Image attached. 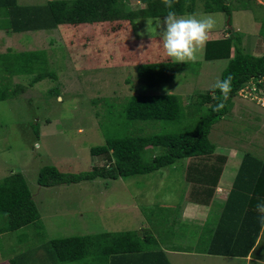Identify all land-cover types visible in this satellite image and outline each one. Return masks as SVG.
Wrapping results in <instances>:
<instances>
[{
  "label": "rangeland",
  "instance_id": "374dc122",
  "mask_svg": "<svg viewBox=\"0 0 264 264\" xmlns=\"http://www.w3.org/2000/svg\"><path fill=\"white\" fill-rule=\"evenodd\" d=\"M49 1L17 0V3L44 5ZM227 1L232 6L230 17L224 12H204L201 1L192 14L214 16L216 27L209 40L227 37V29L231 27L243 34L246 51L263 54L264 36L260 33L264 0ZM126 4L130 10L147 6L144 0H126ZM0 12H6L5 8H0ZM163 19L143 18L133 24L123 20L62 24L52 30L22 33L0 29V52L9 48L44 50L48 62L42 72L57 76L27 85L25 92L16 98L0 101V180L21 172L41 216L37 223L0 234V264H10L12 257L28 249L31 250L28 264H42L40 258L45 257V246L51 239L127 228H138V235L143 237L144 233L151 232L154 224L159 225L157 234L160 241L164 240V248L197 251L205 245L202 241L199 243L198 235L208 233L209 236V227L202 229L183 215V208H188L192 197L191 183L186 180V159L158 171L126 178H97L48 187L38 183L40 170L45 166L79 173L105 164V157L93 156L91 148L104 145L109 136L175 134L197 123L201 113L195 108L190 115L172 122H127L122 115L128 99L137 94L173 93L188 106L198 93L213 89L229 62L206 60L204 47L198 59L187 62V67L173 81L155 87L140 82L138 64L172 60L162 46ZM3 20L4 16L0 24ZM31 80V75H16L13 85H25ZM236 98L232 110L215 123L210 135L217 153L227 156L229 148L236 149V155H230L234 160L228 162L231 168L226 178L229 181L245 153L264 159V110ZM154 151L162 152L160 148ZM206 215L201 212V217ZM208 219L210 225V216ZM3 220L1 217L0 226ZM176 256H179L177 261ZM252 257L249 264H264V234ZM94 259L93 264H98V259ZM86 261L49 260L46 264H84ZM171 261L172 264L246 263L236 259L221 261L210 255L200 258L172 255Z\"/></svg>",
  "mask_w": 264,
  "mask_h": 264
},
{
  "label": "trees",
  "instance_id": "16d2710c",
  "mask_svg": "<svg viewBox=\"0 0 264 264\" xmlns=\"http://www.w3.org/2000/svg\"><path fill=\"white\" fill-rule=\"evenodd\" d=\"M144 1L146 7L130 10L126 0H50L44 5H20L17 0H0V8H5L6 11L0 12V18L4 16L5 21L0 24V29L8 33H21L52 30L62 24L122 20L133 24L139 19H156L167 15L169 9L162 0ZM198 1L203 3L204 12H224L229 17L232 14V6L227 0H174L173 10L178 15L195 13ZM260 34L264 36V22ZM204 57L209 61L229 60L220 79L231 75L232 89L222 108L217 107L220 103L217 89L198 93L188 106L183 104L179 95L173 93L133 95L122 112L127 122H172L190 115L194 108L201 115L197 123L180 133H129L109 136L104 145L91 148L93 156L105 157V164L95 165L91 170L79 173L63 172L56 166H45L38 175L39 185L48 187L93 181L97 178H126L158 171L180 159H186V180L192 187L191 200L199 203L196 196H201V202L208 204L227 160L225 155L216 153L217 146L210 138L212 128L232 110L234 98L240 88L251 80L264 76V53L255 55L246 51L243 34L230 27L227 29V37L209 40L205 46ZM47 62L44 50L18 51L9 48L6 52H0V101L16 98L25 92L27 85L46 77L56 78L55 73L42 72ZM186 65L187 63L172 60L141 63L137 65L138 80L150 87L169 83ZM24 74L31 75L30 83L13 85V77ZM154 148H160L162 152H152ZM200 165L205 170H201ZM194 186L198 189L194 190ZM249 194H252L248 202L252 212L244 211L247 203L245 199L249 198ZM258 197L264 198V159L246 153L225 206L222 221H219L216 228L209 230L211 237H208L210 241L206 253L221 256L249 255L262 230L255 211ZM237 204L241 205L242 210L235 208ZM1 217L4 220L0 226V234L14 232L40 221L38 207L21 172H15L0 180ZM238 220L242 221L243 227L236 229ZM144 235L146 239L150 236L149 233ZM135 252L129 231H104L51 239L45 246V257L40 258V262L46 264L52 260L73 263L88 260L84 264H93L96 257L98 264H170L162 251ZM30 256L31 250L28 249L12 257L10 264H28Z\"/></svg>",
  "mask_w": 264,
  "mask_h": 264
},
{
  "label": "crops",
  "instance_id": "0c3cea01",
  "mask_svg": "<svg viewBox=\"0 0 264 264\" xmlns=\"http://www.w3.org/2000/svg\"><path fill=\"white\" fill-rule=\"evenodd\" d=\"M22 33V32H21ZM211 135V134H210ZM218 152V148L216 149V153ZM259 153V152H258ZM219 154V153H218ZM246 154V153H245ZM244 154V155H245ZM251 154V153H250ZM224 155V154H223ZM231 156H235L236 155V149L233 147L229 148V154L226 156L227 157V160L223 166V169L221 171V174L219 176V179H218V182L217 184L215 185V188H214V185H213V191L211 193V196L208 200V204H204L202 203L201 201V196H196V199L200 200V202H193L191 200V203L190 204H187L188 205V208H186L184 206L183 208V215L186 216V217H189V220L191 221V223L193 224H197L199 227H201L202 229L205 228V227H209V230L213 229V228H216L219 224V221H222V218H223V213H224V210H225V206L228 202V199H229V195H230V192L234 186V182H235V179L239 173V170H240V167H241V163L243 161V158H244V155L241 159H239V162L240 164H238L235 168V171H234V174L232 176V180L229 181V179L226 178V172L228 169H230L231 167L228 166V162H229V159H233ZM253 155V154H251ZM255 157H258L256 155H253ZM260 159V157H258ZM188 167V165H187ZM200 169L201 170H205L204 167H202L200 165ZM200 194V193H198ZM249 198L248 199H245L247 200L246 202L248 203L249 202V199L251 198V195L252 194H249ZM246 203V206L244 208V211H251L252 212V209H250V204ZM248 205V206H247ZM166 206V205H165ZM235 207V206H234ZM237 210H242V207L241 205L237 204ZM249 208V209H247ZM160 212L163 214L164 212L160 210ZM201 212H206L207 215L205 218L201 217ZM210 216V220H211V223L210 225H208V218ZM207 218V219H206ZM199 221V222H197ZM236 221V220H235ZM238 227L236 229H239V228H242V221L241 220H238ZM154 224V223H153ZM161 224V223H160ZM158 226L159 225H155L154 224V228L151 230V232L149 233V238L146 239L145 235L142 236H139L138 235V228L135 229V228H127L126 230H123V231H129L130 232V235H131V244L133 245V248H134V252L137 251L138 253H145V252H148V253H152V252H159V251H162L166 254V257L167 259L169 260L170 264L174 263L171 261V256L172 255H181V256H194V258H200L202 256H216L218 258L221 259V261H228L230 262L231 260H245L246 263L245 264H249V261L252 260V255H253V252L257 249L259 243L262 241L263 239V234H264V227H262V230L260 232V235L257 239V242L255 244V246L253 247V249L251 250V252L249 253L248 256H221V255H212V254H208L206 253V249L209 245V241H210V237L208 236V233L206 235H202V237L200 235H198L199 237V243L202 241V243H206L205 245L202 244V248L201 250H197V251H194V250H190V249H186V248H183V249H180V250H170V249H167V248H164V240L161 239L160 241V238L157 234V229H158ZM208 230V232H209ZM240 231V230H238ZM104 232V231H102ZM137 232V233H136ZM8 233V232H6ZM4 234V233H2ZM200 234V233H199ZM210 234V233H209ZM209 237V238H208ZM201 244V243H200ZM141 251V252H140ZM136 253V252H135ZM178 257L179 256H176V261L178 260ZM183 262V261H182ZM180 262V263H182Z\"/></svg>",
  "mask_w": 264,
  "mask_h": 264
},
{
  "label": "clouds",
  "instance_id": "9594fccd",
  "mask_svg": "<svg viewBox=\"0 0 264 264\" xmlns=\"http://www.w3.org/2000/svg\"><path fill=\"white\" fill-rule=\"evenodd\" d=\"M169 11L163 19L161 40L168 57L177 63L195 62L199 52L207 45L211 33L216 27V20L211 14L178 15L173 10L174 0H162ZM213 89L219 90L220 103L218 109L224 106L232 89V77L217 79ZM258 221L264 227V198L258 197L255 205Z\"/></svg>",
  "mask_w": 264,
  "mask_h": 264
},
{
  "label": "built area",
  "instance_id": "2783aa9c",
  "mask_svg": "<svg viewBox=\"0 0 264 264\" xmlns=\"http://www.w3.org/2000/svg\"><path fill=\"white\" fill-rule=\"evenodd\" d=\"M236 97L256 104L264 110V76L245 84L240 88Z\"/></svg>",
  "mask_w": 264,
  "mask_h": 264
}]
</instances>
